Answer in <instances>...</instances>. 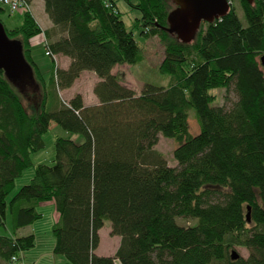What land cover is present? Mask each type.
Returning <instances> with one entry per match:
<instances>
[{
    "label": "trees",
    "instance_id": "1",
    "mask_svg": "<svg viewBox=\"0 0 264 264\" xmlns=\"http://www.w3.org/2000/svg\"><path fill=\"white\" fill-rule=\"evenodd\" d=\"M118 1L44 0L61 34L47 43L48 56L72 61L48 79L32 56L31 41L44 32L31 12L20 27L3 24L10 40L23 43L41 90L28 72L9 81L0 71V225L8 209L13 218L12 234L0 235V264L35 247L34 235L18 233L42 218L37 207L45 202L59 216L54 254L71 264H264V0H239L246 27L233 4L222 19L202 24L191 44L168 33L169 0H136L135 26L165 45L160 71L171 77L168 87L146 85L140 95L113 74L116 66L144 60ZM5 9L0 5V14ZM85 71L100 79L99 104L87 106L79 93L66 103L60 92ZM213 89L237 101L213 107ZM190 111L200 127L196 136ZM52 122L84 140L58 138L54 164L37 165L31 183L8 203L32 155L45 148ZM160 135L179 144L176 167L155 149ZM106 219L121 237L110 257L96 253Z\"/></svg>",
    "mask_w": 264,
    "mask_h": 264
},
{
    "label": "rangeland",
    "instance_id": "2",
    "mask_svg": "<svg viewBox=\"0 0 264 264\" xmlns=\"http://www.w3.org/2000/svg\"><path fill=\"white\" fill-rule=\"evenodd\" d=\"M169 1L172 10L176 9V4L174 3V1ZM230 1H232L231 4ZM228 2L231 7L234 4L236 13L238 14L242 24L246 27L247 21L240 6L239 0H228ZM30 4V12L34 16L36 22L39 24V26L46 28L44 26V23H47V21H44V16L46 14L44 0H30ZM135 4L136 0H119L117 2L118 8L123 14V19L128 30L134 32L137 42L143 48L144 60L136 65L116 66L113 74L117 75L120 78L124 86L134 90L137 94L140 95L146 85L168 87L171 84V77L168 74H164L160 71V66L165 59V45L158 37L146 39L141 34V30L135 26L136 19L141 17L140 12L133 7ZM24 12L25 11L21 9L18 12L11 13L6 8L5 11L0 14V19L6 26V28H8L9 30L15 29L23 25ZM173 39L178 40V37L174 35ZM20 40L18 41L21 42ZM47 43L50 44L51 42H49V39L46 40L44 34L33 38L31 41V52L33 59L39 66L43 76L46 79L51 76L55 67L60 68V66H57V64L60 65L61 63L59 58H52L48 56L46 48ZM262 70L264 71L263 65ZM32 82L38 84L34 72ZM94 82L95 77L93 76V74L85 73L81 77V79H79V81L73 84L71 88L62 90L60 92V96L66 103L69 101V96H74L78 93L85 95L86 98L90 100V98L93 97L92 93ZM15 87L19 92H21V89L19 90L16 84ZM40 87L41 86H39L38 84V86H36V89L39 91ZM210 92L211 94L216 95V100L212 104L213 107H221L224 105L225 107L231 108L232 105L237 101V97L234 93L229 94V99L227 100L225 97L226 92L223 89H213ZM23 95L24 94H22V96ZM23 101L25 104H27L28 102L25 97H23ZM189 127L191 135L196 136L200 133V127L195 117L194 111H190ZM58 138L71 139L76 141L77 143H81L84 140L82 135L68 132L61 126L52 122L49 131L43 137L45 148L42 151L32 155L31 158L33 165L26 169L23 174L16 179L15 187L7 198L8 203H10L13 197L23 186L31 183L35 176V167L37 165L54 164L56 158L55 142ZM178 145L179 144L176 142V140L160 135L159 142L155 147V149L165 157L170 167H176L178 165L177 161L174 158V151L177 149ZM37 211L42 214V218L36 221L33 225L29 226L27 229H23L20 231L21 236L34 235L36 237L35 247L26 251L23 254V257H21V260L18 259L20 263L17 264H71L63 255L54 254L55 237L53 234V228L58 222L55 204L53 202L40 203L37 207ZM177 223L182 226H192L197 223V220L177 219ZM12 230L13 218L10 210L8 209L5 226L0 225V235L9 236L12 234ZM99 234L101 243L96 252L97 255L105 257L115 256L121 244V237L113 235L111 221L107 219L105 220L104 227L100 230ZM235 250L245 258L249 256L248 250L244 248L238 247Z\"/></svg>",
    "mask_w": 264,
    "mask_h": 264
},
{
    "label": "water",
    "instance_id": "3",
    "mask_svg": "<svg viewBox=\"0 0 264 264\" xmlns=\"http://www.w3.org/2000/svg\"><path fill=\"white\" fill-rule=\"evenodd\" d=\"M176 9L168 15L167 31L172 36L176 35L183 44H191L203 23L212 24L225 17L231 10L228 0H173ZM253 3L254 0H246ZM264 66V57L262 58ZM0 71L6 78L12 81L20 74L30 75L33 78L32 66L26 61L21 43L10 41L5 27L0 21ZM250 208H248V221L251 220ZM233 260L239 258L236 251L232 253Z\"/></svg>",
    "mask_w": 264,
    "mask_h": 264
},
{
    "label": "crops",
    "instance_id": "4",
    "mask_svg": "<svg viewBox=\"0 0 264 264\" xmlns=\"http://www.w3.org/2000/svg\"><path fill=\"white\" fill-rule=\"evenodd\" d=\"M45 13H46V11H45ZM44 17H45V20L44 21H47L48 26H47V23H44V26L46 28H43L42 26H40V27H41L42 31H44V33H43L44 35H45L46 32H49L51 34V38H49V42L53 43V42H55V41H57L59 39V37L61 36V34L59 33L58 29L55 28V26L52 23V21L50 20L49 16L47 14H45ZM56 57L59 58L60 61H61L60 65L57 64V66H60V68L63 69V70H67L69 68V66L71 65V62H72L71 59L68 58V57L62 56V55H57ZM85 73H91V74H93V76L95 77V82H94V87H95V85L100 81V79L98 78V76L95 73H93V72L85 71V72H83L81 74V76H80L79 79H81V77ZM79 79L77 81H79ZM94 87H93V93H92L93 94V97L90 98V100H88L86 98V96L82 94L83 95V98H84V101H85V104L87 106H94V105H98L99 104V100H98L97 96L94 94ZM79 94H81V93H79ZM69 97L72 98L73 96H69ZM57 217L59 219L58 213H57ZM27 228H25V229H27ZM24 231H26V230H24ZM18 234L21 236L20 232Z\"/></svg>",
    "mask_w": 264,
    "mask_h": 264
},
{
    "label": "built area",
    "instance_id": "5",
    "mask_svg": "<svg viewBox=\"0 0 264 264\" xmlns=\"http://www.w3.org/2000/svg\"><path fill=\"white\" fill-rule=\"evenodd\" d=\"M231 3L232 1H230V4ZM0 5L7 8L11 13L18 12L21 9L25 12H29L31 10L30 0H0ZM12 262L13 264H17L19 260L17 257H14Z\"/></svg>",
    "mask_w": 264,
    "mask_h": 264
}]
</instances>
